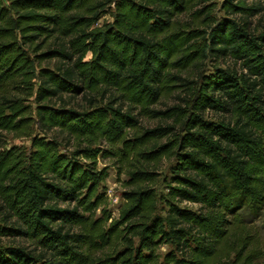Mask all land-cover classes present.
<instances>
[{
	"label": "trees",
	"instance_id": "obj_1",
	"mask_svg": "<svg viewBox=\"0 0 264 264\" xmlns=\"http://www.w3.org/2000/svg\"><path fill=\"white\" fill-rule=\"evenodd\" d=\"M197 1L0 0V129L29 125L31 107L9 95L21 90L34 97L43 135L28 150L0 152V239L32 246L0 244V264H264L253 225L264 210V30L255 35L246 21L222 18L199 44V31L179 21ZM233 1H223L227 14L261 10ZM103 15L111 22L90 29ZM54 37L69 41L39 53ZM206 55L229 58L239 71L204 77L187 109L152 110L182 82L173 71ZM53 59L62 65L38 67ZM79 95L90 106L67 107L64 96ZM105 95L110 101L97 103ZM122 104L173 119L181 131L157 127L131 139L138 121ZM205 111L227 119L209 122ZM107 157L127 176L117 219L105 209L107 170L97 168ZM163 159L173 161L158 195L149 167Z\"/></svg>",
	"mask_w": 264,
	"mask_h": 264
},
{
	"label": "rangeland",
	"instance_id": "obj_2",
	"mask_svg": "<svg viewBox=\"0 0 264 264\" xmlns=\"http://www.w3.org/2000/svg\"><path fill=\"white\" fill-rule=\"evenodd\" d=\"M224 0H208L203 1L199 0L193 7V9L189 13H185L180 15L179 21L181 24H183V29L190 30V31H199L200 37L196 40L199 44L204 43V41L201 39L203 36H205L202 32L205 31L206 34L210 31V27L214 25V21H219L222 18H228L235 20L239 23L241 21H246L248 23L247 30L249 32L254 33L255 35L259 34L264 30V0H246L245 5L246 7H260L261 10L257 13H254L252 16H248L246 18H243L244 16L241 13L236 14H227L222 7ZM238 0L233 1V4L236 5ZM194 11H201L199 15H197V18L194 19L191 15ZM208 16V18H206ZM242 21V22H243ZM111 22V18L108 15L101 16L96 23L90 28L99 27L102 26L104 23ZM209 25V26H208ZM207 37V36H206ZM69 41V38L62 39L59 37H54L51 40L47 41L45 47L39 52L43 53L46 51L47 48H57L62 43L67 44ZM90 58V55H86L85 60H88ZM62 63L58 59L53 60H46L43 61L41 64H38V67L40 68H48L52 70L55 66H61ZM231 69V70H237L238 65L234 64L232 60L229 58L225 59H219L215 60L212 56L206 55V57L199 61L196 65L184 70V71H173V73H178L179 77L182 79V82L175 83V88L171 89V92L168 94L163 95L158 103L151 107L154 111H165L166 109L173 108V107H179L182 109H187L188 105L192 102V96L193 91L197 89L199 86V82L204 77H208L209 75H213L216 70L218 69ZM38 69V68H37ZM32 84L34 85V88H37V85L39 84L38 79H35L32 81ZM194 89V90H193ZM11 98L17 99H23V106H29L31 107V113H28L26 115V118H29V125L24 130V132H11L6 130L0 129V152L4 150H8L13 147L18 148H25L29 149L31 137L34 135H42V132L39 131L37 125H36V116L35 112H33V108L35 107L34 104V97L28 98L25 94V92H22L21 90H11L10 94ZM28 98V99H27ZM87 97L79 95L77 97H72L70 99L67 98V96H64V99L66 100L67 107H71L76 110H81L88 108L90 105L87 102ZM110 101L109 97L107 95L102 98V96L97 97V103L104 105L107 104ZM55 105H61L60 102L57 100H53L51 102ZM131 106L122 104V108L126 110L129 109ZM131 113L136 117L138 121V126L136 129L131 131L129 133V136L131 139L133 137H138L142 132L145 130H152L157 127H170L171 133H179L181 131V127L176 123L173 119H162L158 116H146L138 108L131 107ZM30 112V110H28ZM204 119L209 122H216L227 119V117L222 116L221 114L214 113L212 111H205L204 112ZM31 134L30 137L26 136ZM53 135L57 136V131H51L47 133L48 137H52ZM64 135L59 136V140L63 139ZM172 136L165 137L161 140H158L156 144L163 145L171 139ZM64 141L63 143H65ZM72 143V142H70ZM65 144H62L61 151L66 152L69 151L64 146ZM104 149H111L108 145L103 143L101 145ZM151 145H149L150 147ZM64 147V148H63ZM116 150L119 149V147H115ZM118 158L113 157H107L105 159H100L98 161L97 168L102 169L105 168L107 170L108 177L102 184L103 191L106 192L107 196V203L105 206L106 212H108L111 215L112 219H117L119 215V209L123 203V195L125 192L129 191L128 188L124 185V182L127 181V176L124 173H120L119 166L117 164ZM172 159L167 160L163 159L162 161L158 162V164L150 166L149 168L151 171L156 172V179L152 184V187L154 188V191L158 195H164L166 193L164 183L163 181L168 179L170 176V164ZM182 206H186L188 208L192 207L189 204L183 203ZM100 211L98 210L96 212V218L99 217ZM3 216L0 215V223H2ZM254 225V231H256L258 234H260L261 238V244L264 246V210L261 214V216L255 221ZM75 231V230H74ZM0 244L2 245H20L26 247L28 250H31L32 246L27 243L25 240H13V239H0ZM169 250V247L164 246L161 247L159 250V253L161 255H164Z\"/></svg>",
	"mask_w": 264,
	"mask_h": 264
}]
</instances>
